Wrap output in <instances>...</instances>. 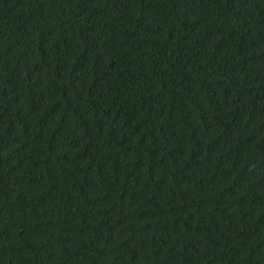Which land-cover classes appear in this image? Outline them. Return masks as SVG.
I'll return each instance as SVG.
<instances>
[{
	"label": "trees",
	"instance_id": "obj_1",
	"mask_svg": "<svg viewBox=\"0 0 264 264\" xmlns=\"http://www.w3.org/2000/svg\"><path fill=\"white\" fill-rule=\"evenodd\" d=\"M0 264H264V0H0Z\"/></svg>",
	"mask_w": 264,
	"mask_h": 264
}]
</instances>
